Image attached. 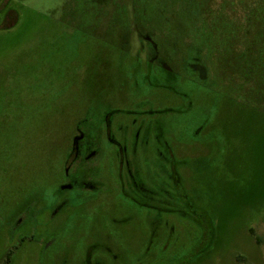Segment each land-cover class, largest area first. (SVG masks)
Listing matches in <instances>:
<instances>
[{
    "label": "rangeland",
    "instance_id": "rangeland-1",
    "mask_svg": "<svg viewBox=\"0 0 264 264\" xmlns=\"http://www.w3.org/2000/svg\"><path fill=\"white\" fill-rule=\"evenodd\" d=\"M175 1L182 2L109 0L101 8L92 0H0V264H87L89 254L90 264H264V62L232 53L235 39L222 27L232 22L227 16L215 27L229 32L226 53L212 65L216 74L200 63L210 61L217 32L195 11L178 14L190 29L166 35L175 45L138 36L137 24L150 22L158 33L163 21L175 20L162 13ZM232 1L240 20V4L254 3ZM137 12L143 24L134 23ZM189 32L193 41L184 46ZM146 43L156 46L154 55ZM203 49L202 62L184 67ZM164 56L174 57V67H162L176 76L163 78L154 65L147 81L146 62ZM231 65L243 67L258 90L223 89L218 71ZM108 110L128 113L115 115L117 139V126L133 133L135 119L151 128L134 168L149 189L171 188L176 213L145 209L127 196L115 148L105 140L93 174L98 190L69 191V203L51 213L77 126L100 122ZM172 168L183 181L176 190ZM148 202L160 206L155 197Z\"/></svg>",
    "mask_w": 264,
    "mask_h": 264
},
{
    "label": "trees",
    "instance_id": "trees-1",
    "mask_svg": "<svg viewBox=\"0 0 264 264\" xmlns=\"http://www.w3.org/2000/svg\"><path fill=\"white\" fill-rule=\"evenodd\" d=\"M138 1V0H136ZM232 0H189V2H185L184 0L181 1H175V2H166L163 5V14L165 16H177V18L173 21H163V24L161 25V30L160 32L156 33L154 29L151 28L150 22L147 23V26L145 28L138 27L137 22H141L140 18H138V12L134 17V23L137 24L135 27V30L138 32V36L141 38L144 35H148L152 38L153 42L156 43L155 39H158L160 43H162L163 47H168L170 45H175L176 42H178V39L170 38L166 36L169 34H175V31L179 27V29H190L188 21L185 19L184 16H179L178 14L183 15H191L194 13L198 16L199 19L203 21L205 25H212V32H217V39L214 40V45L212 48V51L210 52L209 60L204 61L203 58L208 54V52H205V49L201 50L197 54V58L199 61L196 62L195 59L190 62V63H185L182 60L181 54H177V61H183L184 67H190L193 68L196 65V63H200L202 66L206 65L207 68L212 69V72L215 73L214 67L215 65L219 64V60L224 56V47L227 43L226 31L225 29H216L215 27L217 26V23H220L219 21L221 19H225V16L232 22L228 24V22L222 27H230L231 30L229 32L235 39L232 45V53L239 57V59H245L246 58H251V61L256 63L259 61L260 63L264 62V0H253L254 3L251 4H240L243 9V19L240 20V17L238 16L239 11L236 12L234 9H232L231 6H233ZM109 0H92V3H95V5H100L102 6L101 8L105 7V5H108ZM120 8H122V5L120 4ZM135 9V6H134ZM90 10V9H89ZM91 11V10H90ZM115 13H119L118 11ZM212 18V20H211ZM168 19V18H165ZM212 21V23H209V21ZM143 24V22H141ZM146 25V24H145ZM201 26V24H198ZM204 27V25H202ZM207 26H205L207 28ZM208 29V28H207ZM118 30L123 32V38L124 45L128 48V38H126V33L121 28V25H119ZM130 30V29H129ZM134 31V30H133ZM228 32V33H229ZM230 35V34H229ZM229 40V38H228ZM127 41V42H126ZM193 41V38L191 37V33L187 34L183 40L182 43L184 46H189L191 42ZM146 46L149 48L148 52L152 55L155 54L154 48L146 43ZM129 49V48H128ZM160 49V48H159ZM160 51H162L160 49ZM161 54L164 55V53L161 52ZM154 57V56H153ZM174 57H166L164 56V62L162 63L163 65H167L169 67H174ZM140 60V59H139ZM141 61V60H140ZM262 61V62H261ZM167 63V64H166ZM145 64V63H144ZM263 64V63H262ZM146 70H147V81H150V76H151V69L153 68L154 65H156L160 70H162L163 74L165 75L163 78H172L176 76L177 70L175 72L173 71H168L165 70L161 64L153 62L152 59H150L149 62H146ZM213 65V68H212ZM255 65V64H254ZM264 65V64H263ZM166 66V67H167ZM243 67H234V66H228L223 68L221 71H218V75H221V78H223V82H220L221 87L224 89L225 87H228L231 89L230 95H237V94H243V93H249L252 94L254 90H258L253 82H248L247 78L245 76H242L245 71L242 69ZM209 74V72H207ZM216 74V73H215ZM216 75V76H218ZM227 79H231L233 81V84H229L227 82ZM225 80V81H224ZM250 80V79H248ZM261 87V86H260ZM165 89H169L168 86L165 87ZM172 92L175 96L178 95V92L175 91H170ZM249 104H254L253 107H256L255 104H260L259 101H256L255 103L250 102ZM248 105V104H247ZM167 112H172V110H166ZM113 113L115 112L116 114L118 113H124L121 111H112ZM127 113V112H126ZM128 114V113H127ZM152 115L158 114V112H152ZM177 187H179L180 184L183 185L182 177L179 175L177 178H175ZM133 191L131 192V194ZM136 194V195H135ZM179 197V196H178ZM186 198L185 196H180L179 198L183 199ZM130 198H133V200L144 202V198H141L139 194L134 193ZM175 201V200H174ZM166 205V204H165ZM161 206V204H160ZM162 211V210H161ZM167 212V211H163ZM9 217V216H7ZM1 221V220H0ZM5 225H1L0 222V233L3 230Z\"/></svg>",
    "mask_w": 264,
    "mask_h": 264
},
{
    "label": "flooded vegetation",
    "instance_id": "flooded-vegetation-1",
    "mask_svg": "<svg viewBox=\"0 0 264 264\" xmlns=\"http://www.w3.org/2000/svg\"><path fill=\"white\" fill-rule=\"evenodd\" d=\"M152 60L153 62H158L162 65L157 57L152 58ZM125 113L126 111L124 114ZM115 115V112L113 113L112 110H108L103 114V118L100 119V122H95L93 125H86L85 123H87V121H84L77 126L76 131L71 138L69 152L68 150L66 152L62 176L63 181L60 182L55 195V197L59 200V203L51 211V213L55 211L53 216L58 213L57 211L62 210L69 203L66 199H64V196L67 192L74 190L96 192L98 190L97 183L93 178V174L95 170V162L96 159L99 158V155H101V144L104 140L115 148L120 170V177L125 180L128 191H130L127 196L130 197L132 194L137 192L141 198L145 199L142 203L131 198L134 203L145 209L156 212H160L161 210L167 211L168 213L177 212V208L173 203V201L176 199V195L171 193L169 190L171 188L167 187L168 190H166L164 187L160 188L159 185V189H156L155 191L149 189L139 178L138 170L134 168L132 157L135 156L139 145L148 146L149 142L145 138V133L150 131L151 128L142 126L137 121V119H135L132 122L133 133L129 134V126H117V130L121 134V138L117 139L115 133L113 132V127L116 123L114 121ZM101 133L103 134L101 135ZM96 137L98 138L97 141ZM157 156L163 160L165 159L162 152H157ZM91 165L92 167H90ZM168 173V177L171 179L170 183H172V189L176 190L178 187L175 181L176 177L174 168L171 169V173L170 171ZM63 186H66L67 188L62 189ZM132 191L133 193L131 194ZM150 196L155 197L156 201H158L161 206L151 205L148 202V198H150ZM22 221L23 220L16 222L15 225L18 227ZM154 225L155 230L158 225L153 223V226ZM90 259L91 255L89 254L86 261L87 264H90Z\"/></svg>",
    "mask_w": 264,
    "mask_h": 264
},
{
    "label": "water",
    "instance_id": "water-1",
    "mask_svg": "<svg viewBox=\"0 0 264 264\" xmlns=\"http://www.w3.org/2000/svg\"><path fill=\"white\" fill-rule=\"evenodd\" d=\"M156 49V46L154 47ZM67 187L66 186H63L62 189H66Z\"/></svg>",
    "mask_w": 264,
    "mask_h": 264
}]
</instances>
